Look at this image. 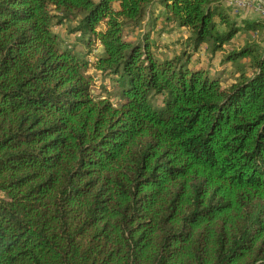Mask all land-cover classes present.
Instances as JSON below:
<instances>
[{
  "label": "trees",
  "instance_id": "trees-1",
  "mask_svg": "<svg viewBox=\"0 0 264 264\" xmlns=\"http://www.w3.org/2000/svg\"><path fill=\"white\" fill-rule=\"evenodd\" d=\"M231 4L0 0V264H264V44L222 56L227 85L194 59L264 28ZM175 25L186 46L160 58Z\"/></svg>",
  "mask_w": 264,
  "mask_h": 264
},
{
  "label": "rangeland",
  "instance_id": "rangeland-1",
  "mask_svg": "<svg viewBox=\"0 0 264 264\" xmlns=\"http://www.w3.org/2000/svg\"><path fill=\"white\" fill-rule=\"evenodd\" d=\"M227 3L231 4L232 8L229 9V12L232 16H241L245 15L246 17H254V16H264V0H226ZM237 6L241 7H235ZM245 7H250L247 11ZM153 9V8H152ZM74 26L73 22H64L62 24H58L57 21H54L53 24V31L58 33L63 42L70 46H74L76 50H82L87 51L91 49L92 51L90 55H88V58L90 60H95L96 56L99 55L101 52V45L99 42L93 41L90 46L87 44V37H84L81 33H72L71 28ZM173 27L172 32H156L152 35L153 43L152 47L156 55L160 58H166V57H172L176 54H179L183 48L186 46V39L189 35V29L186 27H178V26H171ZM141 33V28L137 29L135 32L129 33L128 38L130 40H137ZM246 41H256L260 42L261 44H264V28L259 30H254L251 32H242L239 33L236 36V42L233 44H227L223 51H219L216 57H212L209 52H207V44H203L201 50L198 52V54L195 56V61L198 62V64H201L203 66L209 67L211 72H215L216 74L222 75V83L223 85H227L231 83V81L235 78L234 70L237 67L236 64L226 62H222V56L229 50H232L234 48H239L243 44H245ZM244 62L249 63V59H244ZM90 73H92L95 77V88L94 92L96 94L102 93V94H109L110 99L113 102H118V98L116 95L117 91V85H112L111 80H107V78H104L98 70L91 67ZM106 88H104V86ZM108 92V93H104ZM161 97L159 96V101Z\"/></svg>",
  "mask_w": 264,
  "mask_h": 264
}]
</instances>
